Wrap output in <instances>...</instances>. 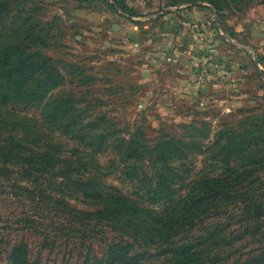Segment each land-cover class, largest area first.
Here are the masks:
<instances>
[{
	"label": "rangeland",
	"instance_id": "rangeland-1",
	"mask_svg": "<svg viewBox=\"0 0 264 264\" xmlns=\"http://www.w3.org/2000/svg\"><path fill=\"white\" fill-rule=\"evenodd\" d=\"M1 48L15 50L19 66L33 64L25 84L36 89L0 104L2 139L38 134L71 159L76 151L92 178L134 199L146 195L134 171L158 173L153 154L135 162L127 151L171 141L186 155L173 166L192 171L177 186L205 177L227 184L223 208L201 217L193 242L217 231L224 263L264 250V219L258 229L244 222L234 198L264 197V163L246 178L217 160L218 144L250 123L259 136L264 123V0H0ZM2 168L0 264L22 241L41 264H81L115 237L80 214L101 207L61 178L33 185L20 167Z\"/></svg>",
	"mask_w": 264,
	"mask_h": 264
},
{
	"label": "trees",
	"instance_id": "trees-1",
	"mask_svg": "<svg viewBox=\"0 0 264 264\" xmlns=\"http://www.w3.org/2000/svg\"><path fill=\"white\" fill-rule=\"evenodd\" d=\"M14 53L15 50L0 49V104L5 103L10 94L30 96L36 92L35 88L30 90L33 85L25 84L33 64L19 66L18 60L16 63L13 60ZM5 124L0 116V136L2 129L8 128ZM254 127L256 125L250 123L249 131L228 138L225 145L218 144L217 160L228 169V175L241 170L238 176L244 174L248 178L252 174L251 168L264 163V131H261L264 123L259 126V136L251 133ZM40 138L38 134L15 138L10 133L3 139L0 137V163L20 167L27 182L33 185L47 180V176L61 178L62 184L70 186L81 198L101 207L95 213L80 214L89 218V222L104 226V235H116L107 239L108 242L102 239L103 251L86 255L81 264H221L228 260L222 251L224 244L214 241L217 231L209 232L202 243H194L193 237L189 236L197 223L203 222L200 220L203 215L223 208L224 194L218 191L227 184L225 179L205 177L189 182L183 189L182 185L177 186L178 182H185L179 173L192 172L185 164L173 166L175 159L186 156L185 148L166 140L154 148H130L127 158L135 162L143 160V153L153 154L156 164L153 166L158 173L150 178L134 171L132 180L146 194L134 199L92 178L88 172L92 167H86L83 158L75 155L76 151H69L75 157V160L71 159L60 145L42 143ZM77 163L82 177L73 167ZM6 171L0 169V175ZM76 174L79 177H74ZM251 186L253 182L248 184ZM252 196L249 194L245 200L240 196L234 198L244 205L243 221H253L258 229L259 220L264 219V197L260 195L259 199L253 200ZM157 204H160L158 210ZM6 260L8 264H41L38 259H30L29 249L23 241L9 247ZM224 264H264V250L258 255L237 257Z\"/></svg>",
	"mask_w": 264,
	"mask_h": 264
},
{
	"label": "built area",
	"instance_id": "built-area-1",
	"mask_svg": "<svg viewBox=\"0 0 264 264\" xmlns=\"http://www.w3.org/2000/svg\"><path fill=\"white\" fill-rule=\"evenodd\" d=\"M208 23V22H207Z\"/></svg>",
	"mask_w": 264,
	"mask_h": 264
}]
</instances>
